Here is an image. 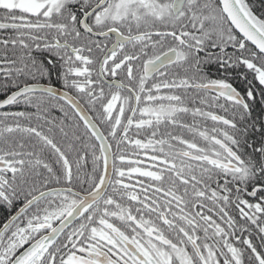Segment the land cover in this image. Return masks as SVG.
<instances>
[{
  "label": "snow or ice",
  "instance_id": "obj_1",
  "mask_svg": "<svg viewBox=\"0 0 264 264\" xmlns=\"http://www.w3.org/2000/svg\"><path fill=\"white\" fill-rule=\"evenodd\" d=\"M0 264H264V0H0Z\"/></svg>",
  "mask_w": 264,
  "mask_h": 264
},
{
  "label": "trees",
  "instance_id": "obj_2",
  "mask_svg": "<svg viewBox=\"0 0 264 264\" xmlns=\"http://www.w3.org/2000/svg\"><path fill=\"white\" fill-rule=\"evenodd\" d=\"M3 219V217L2 216H0V220H2Z\"/></svg>",
  "mask_w": 264,
  "mask_h": 264
}]
</instances>
